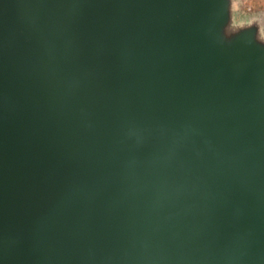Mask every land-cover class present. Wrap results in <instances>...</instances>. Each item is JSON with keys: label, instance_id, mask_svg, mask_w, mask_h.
Here are the masks:
<instances>
[{"label": "water", "instance_id": "water-1", "mask_svg": "<svg viewBox=\"0 0 264 264\" xmlns=\"http://www.w3.org/2000/svg\"><path fill=\"white\" fill-rule=\"evenodd\" d=\"M227 0H0V264H264V45Z\"/></svg>", "mask_w": 264, "mask_h": 264}, {"label": "rangeland", "instance_id": "rangeland-1", "mask_svg": "<svg viewBox=\"0 0 264 264\" xmlns=\"http://www.w3.org/2000/svg\"><path fill=\"white\" fill-rule=\"evenodd\" d=\"M228 17L223 35L253 27L255 40L264 45V0H227Z\"/></svg>", "mask_w": 264, "mask_h": 264}]
</instances>
